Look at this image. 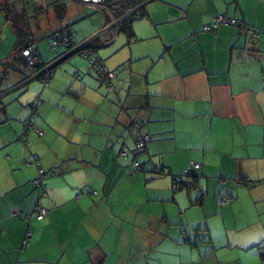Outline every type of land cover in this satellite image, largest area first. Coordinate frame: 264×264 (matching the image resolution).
Wrapping results in <instances>:
<instances>
[{"label": "crops", "instance_id": "0c3cea01", "mask_svg": "<svg viewBox=\"0 0 264 264\" xmlns=\"http://www.w3.org/2000/svg\"><path fill=\"white\" fill-rule=\"evenodd\" d=\"M51 1L0 0V264H264V0H143L145 15L125 37L145 26L163 50L97 54L116 72L108 90L81 54L53 67L47 86L23 80L31 71L18 69L11 10L47 64L66 48L46 37L72 24L67 4L59 23ZM217 15L258 33L225 23L204 31ZM92 21L93 33L105 24L101 14ZM108 33L104 45L118 34ZM36 98L42 135L32 130L24 142ZM131 121L151 136L134 177ZM191 162L187 192L173 176ZM38 165L45 195L32 184ZM39 207L48 211L40 220Z\"/></svg>", "mask_w": 264, "mask_h": 264}, {"label": "trees", "instance_id": "16d2710c", "mask_svg": "<svg viewBox=\"0 0 264 264\" xmlns=\"http://www.w3.org/2000/svg\"><path fill=\"white\" fill-rule=\"evenodd\" d=\"M143 0H123V1H118V2H107L108 6H109V10H111L113 13H114V16L115 18H121L123 17L126 13L129 12V10H131L133 7H135L138 3L142 2ZM49 5H52L53 6V9H54V14L56 16V18L58 19L59 23H62L61 20H63L65 17H66V12H67V8H66V4L61 1V0H52ZM48 8V7H47ZM97 9V8H96ZM99 11V9H97ZM15 12H17L16 10L12 11L11 10V14H13L15 16V18L13 17V20H14V29L17 33V37H18V40H17V49L19 50L18 52V56L21 57V60H23V57L21 56V50L26 48L27 46H30V45H34L35 48H36V56H37V63H41V58H40V55H39V51H38V47H37V44H36V40L34 39H30V40H27V41H24L22 40L21 38L27 36L26 35V31L27 30H23L24 28H26L25 26L23 27V24L19 21L20 19L18 18V16H16ZM101 12L102 16H103V19L105 20V24L104 26L108 25V24H111V20H113L112 18V15L109 13L108 10H104V11H99ZM145 15V10H144V6H139L136 10H134L130 15H128L127 17L125 18H122L120 20V22L117 24V26L115 27H112L111 30L107 31L105 33V35L107 36L109 33L108 32H112V34H114L115 32L116 33H119V32H122L125 34V36H127V38H133L134 37V33H133V28H132V23L143 17ZM12 17V16H11ZM61 21V22H60ZM72 26V24H68V25H62L57 27L56 29L52 30L50 32V34L46 37L47 40L50 41L51 43V46H52V42H53V39H52V36L56 33L58 34H63V35H66L72 39H75V37L71 34V29L70 27ZM103 27L100 28V30L102 29ZM25 31V32H24ZM25 33V34H24ZM104 35V36H105ZM99 40L101 42H106V40H104L105 37L103 36H98ZM97 38V37H95ZM94 38V39H95ZM112 38V37H111ZM110 39V38H109ZM77 42H83L82 40H77L75 39ZM92 40H88V43H87V47L88 48H85L83 50H81V52H79V54L81 55H87V58H90V56L94 55V57L96 58L97 62H99V64H101L102 66H105L102 62H101V59L99 57H97V51H96V47L91 43ZM19 44V45H18ZM72 45H70L71 47ZM58 47H63L66 51L70 50L71 48L70 47H67L66 45H58L56 46L55 48H58ZM54 48V49H55ZM59 57V56H57ZM56 59V58H55ZM48 64V63H47ZM46 64V65H47ZM106 67V66H105ZM30 69V73L29 75H24L23 77V80L24 79H27L31 76H33L34 78H37L39 80H41L42 83L46 84L47 86V83L48 81L50 80V77L52 75V72L54 71V68H51L50 70H48L47 72H40L41 71V68L42 67H39V66H36L35 68H32V67H27ZM25 68V65H24V61H22L19 65V70L20 72H24V74H26L27 72H25V70L27 69ZM107 68V67H106ZM108 69V68H107ZM87 70L89 71H94L95 70L92 68V69H88ZM109 70V69H108ZM109 71H112L115 73V76L110 79V80H106V78L104 79L103 77H101L100 75H98L96 72V74L98 75L99 77V81H101L106 89L108 90V87H114V78L116 77V72L113 71V70H109ZM41 73V74H38V73ZM45 86V85H44ZM115 89V87H114ZM6 89H0V94H2L3 91H5ZM1 97H0V111L3 109L4 105L3 103L1 104ZM35 104V106H33L32 104ZM41 103V100L40 98H36L34 99L33 101H31L28 105H27V108L29 109V116L27 117V119L23 122V131L21 132V134L19 135V139L23 140L24 142H26V137H27V134L30 132V131H34L36 132L37 135L41 136L42 135V131L37 128L35 125H34V122L33 120L35 119V117L37 116L38 114V107H39V104ZM1 122V120H0ZM135 121H131V123L129 124V126H131V128H133V126L136 128L135 131L137 134L134 136L135 138V148L133 149V154H134V160H133V163H132V167H131V170H130V175L132 177H134L138 172H136V174L133 176L132 175V171L134 169V163L135 161H139L138 158L144 153L145 149H146V144L148 142H150L151 140V136L147 133H139L140 131V123L137 122L134 124ZM148 136V140L144 142V145H143V148H137L138 147V143L143 139L144 136ZM33 161H35V163L39 164L38 163V158L36 156V154H33ZM140 162V161H139ZM141 166H142V170L141 171H144V166L143 164L140 162ZM40 165V164H39ZM38 165V166H39ZM195 166V163L194 162H191L190 165H189V170L188 173L189 174H182L185 176V179L183 180L184 176L182 177V175H179V176H173V182L174 184H177L179 182H184L183 183V187L186 188L187 192H190L191 190H193L195 188V185H196V178L193 177L194 175L190 172L192 170V168H194ZM39 169L43 170V168H41L40 166L38 167V171ZM166 172V169L165 167L162 165L160 170L156 173H158L159 175L161 174H165ZM38 175L35 179H33L32 181V184L34 187L38 188L41 192L42 195H45L46 194V185L44 183V177H45V174L46 172L43 170V174H42V177H41V180H40V183H35V181L37 180L38 176H39V172H37ZM51 173H54V172H51ZM251 183V182H249ZM236 184H239L238 182H236ZM182 186H174V191H177L178 189H181ZM222 198V197H218L217 198V203H218V200ZM224 198L227 199V202L224 203V204H229L230 202V198L228 196H224ZM224 204H219L218 205H224ZM45 210L46 211V214L48 213L47 209L43 208V207H39L38 210H36L35 212V217L37 218V213L39 212V210ZM45 214V215H46ZM44 215V216H45ZM31 215H26V223L28 222V217H30ZM43 216V217H44ZM40 220V219H39ZM26 231H30V227H29V223H27V226H26ZM28 239V237L25 239V242L26 240Z\"/></svg>", "mask_w": 264, "mask_h": 264}, {"label": "built area", "instance_id": "2783aa9c", "mask_svg": "<svg viewBox=\"0 0 264 264\" xmlns=\"http://www.w3.org/2000/svg\"><path fill=\"white\" fill-rule=\"evenodd\" d=\"M81 4H85V5H90V6H94L97 9H99V11H104V10H108L109 13L112 15L113 20H111V24H108L106 26H103V28L101 30L98 31V33L95 35V37L98 36H103L105 35V33L107 31H109V29H111L112 27L117 26V24L120 22V20L122 18L127 17L128 15H130L134 10H136L139 6H142L143 2L138 3L135 7H133L131 10H129L128 13H126L123 17L121 18H115L114 13L109 10V6L107 5V2H118V1H123V0H75ZM230 24V25H237L238 27H240L239 31L243 32V33H247L249 31H252L255 33H258L257 30H254L251 27H247L245 25H243V22H241L240 20H237L235 18H227L224 15H217L214 20L213 23L211 25H205L203 27L204 31H214L218 28V26L220 24ZM53 42H52V47L55 48L58 45H66L67 47H70V45H72L70 48H76L80 45H82V43L84 42H77L75 39H72L66 35L63 34H54L52 36ZM88 42V41H86ZM21 56L23 57V61H24V65L27 67H32L35 68L36 66L39 65V63H37V56H36V48L34 45H30L27 46L26 48L21 50ZM85 56V55H84ZM87 58V55H86ZM88 60V69H94L95 72L100 75L101 77H103L104 79L106 78V80H110L115 76V73L112 71H109L105 66H102L101 64H99V62H97L96 58L94 57V55L90 56V58H87ZM41 71L44 70L46 68V65L41 66ZM111 88V87H109ZM33 106H35V104H32ZM149 138L148 136H144L143 139L138 143V147L137 148H143L144 142L147 141ZM142 170V166L140 164L139 161H135L134 163V169L132 171V175L134 176L136 174V172ZM39 176L37 178V180L35 181V183H40L41 177H42V172L43 170L39 169ZM96 193V192H94ZM227 202V199L222 197L218 200L219 204H224ZM46 214V211L41 209L39 210V212L37 213V219H42L43 216ZM30 235V231H26V238L29 237Z\"/></svg>", "mask_w": 264, "mask_h": 264}, {"label": "rangeland", "instance_id": "374dc122", "mask_svg": "<svg viewBox=\"0 0 264 264\" xmlns=\"http://www.w3.org/2000/svg\"><path fill=\"white\" fill-rule=\"evenodd\" d=\"M37 1H41V0H37ZM63 1L68 6V16L71 17L70 22H72V25H73V36L76 37L78 40H81L84 37H89L90 35H92L88 39L92 40L91 43L96 47V51H97L98 56L102 57V58L105 57L104 58L105 60L115 58L116 56L124 57V55L129 54V52L131 50L134 51V49H136L138 47H141L143 50L144 49H150L154 53L159 51V50H163V48L161 49L160 48L161 46L158 45L154 41L155 39H157L160 43H162L160 36L158 35L155 39L151 38L153 36V32H149L147 27H145V26L142 27L141 29L136 26V30H137L139 40L135 39L133 41H129L128 39H126L124 33L119 32L114 37L113 41L110 44L104 45L105 43L101 42L98 39L99 37L95 38V35L98 32L93 33L94 30L96 29L95 28L93 30L96 23L92 20L96 16H100L101 12L96 11V10H91V9H89L83 5L76 3L74 0H63ZM164 2H166V1H164ZM101 17H102V14H101ZM43 42H44L43 40H40V41H38V44H41ZM81 56L84 58L83 55H81ZM61 64H67V63L64 61ZM87 68H88V60L85 59V69H87ZM27 69L30 70L29 68H27ZM92 73L94 75H96V73L94 71ZM42 86H44V83H42ZM105 98L106 97H104V99ZM104 99H103V102H105ZM131 116H133L132 113H131ZM127 118H128L127 120L129 121V116H127ZM128 121L122 123V124H124V126L127 130L129 129V127L127 126ZM251 220L253 222V219H251ZM256 224H257V222H256ZM251 225H253V223Z\"/></svg>", "mask_w": 264, "mask_h": 264}, {"label": "water", "instance_id": "95a60500", "mask_svg": "<svg viewBox=\"0 0 264 264\" xmlns=\"http://www.w3.org/2000/svg\"><path fill=\"white\" fill-rule=\"evenodd\" d=\"M142 5H143V3H142ZM87 43L88 42H84V43H82V45H80V46H78L76 48L70 49V50L66 51L65 53H62L53 62L48 63L47 65L45 63L41 62L38 66L41 67V66L46 65V68L44 70L40 71V72L41 73L42 72H47L51 68H53V67L63 63L64 61H66L70 56H72L74 54H79V52H81V50H83L85 48H88L87 47ZM25 68H27V66H25ZM40 72L38 74H41ZM79 77H80V75L78 77L76 76V78H79Z\"/></svg>", "mask_w": 264, "mask_h": 264}]
</instances>
